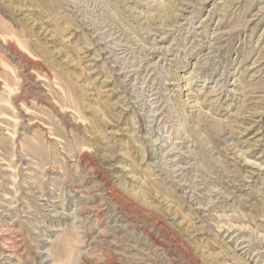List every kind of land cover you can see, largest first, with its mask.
<instances>
[{
    "label": "rangeland",
    "instance_id": "1",
    "mask_svg": "<svg viewBox=\"0 0 264 264\" xmlns=\"http://www.w3.org/2000/svg\"><path fill=\"white\" fill-rule=\"evenodd\" d=\"M0 264H264V0H0Z\"/></svg>",
    "mask_w": 264,
    "mask_h": 264
},
{
    "label": "bare ground",
    "instance_id": "2",
    "mask_svg": "<svg viewBox=\"0 0 264 264\" xmlns=\"http://www.w3.org/2000/svg\"><path fill=\"white\" fill-rule=\"evenodd\" d=\"M180 10V9H179ZM175 11V10H174ZM168 20V19H167ZM153 51V50H152ZM155 52V51H154ZM68 113V112H67ZM185 143V142H184Z\"/></svg>",
    "mask_w": 264,
    "mask_h": 264
}]
</instances>
